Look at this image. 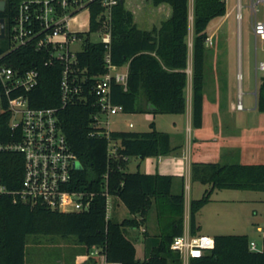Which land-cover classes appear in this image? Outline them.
<instances>
[{
	"label": "trees",
	"instance_id": "16d2710c",
	"mask_svg": "<svg viewBox=\"0 0 264 264\" xmlns=\"http://www.w3.org/2000/svg\"><path fill=\"white\" fill-rule=\"evenodd\" d=\"M20 0H7L0 17L6 21V33ZM166 3L170 14L158 26L140 28L133 11L125 0H117L111 9V62L127 65L126 88L111 83V101L120 104L124 112L135 110L155 113H182L185 110L184 88L187 82L189 34V0H153ZM101 6L90 7V30L98 26L97 14ZM226 12L225 0H193L192 14V124H202L204 58L209 36L207 27L214 18ZM83 47L77 51L78 66L85 77L87 98L73 99L61 106L60 78L62 64H45L49 50L26 44L7 52L2 58L20 71L35 69L38 82L27 92L35 107H57L58 122L70 149L76 154L81 168L73 172L70 188L93 192L87 210L60 212L43 204L13 201L8 193L0 194V264H25V238L30 233L73 234L86 248H98L107 262L120 264H182L178 252L170 248L172 239L183 232L184 194L171 191V174H149L127 170L129 157L159 156L171 151L170 135L159 130L155 123L145 131L110 130L107 135H91L93 114L99 111L91 88L96 79L106 72V47L101 41L79 33ZM10 48L7 37L0 38V54ZM147 107L138 106V98ZM257 108L264 111V75L257 91ZM9 112L6 103L0 107V139L10 137ZM115 142V153L109 145ZM24 158L16 151H0V183L9 190L18 189L23 177ZM192 178L210 184L200 198L192 199L189 207L190 232L195 234L196 213L209 201L216 188L248 189L264 192V163H193ZM104 192V194H103ZM120 200L131 216L117 220L107 216V197ZM160 207V221L167 220L162 233L144 234L145 256H136L134 241L127 235L128 228L144 225L152 204ZM176 223V225H174ZM264 226V223H263ZM214 245L204 255L191 258L189 264H264V249L252 250L247 234H215Z\"/></svg>",
	"mask_w": 264,
	"mask_h": 264
},
{
	"label": "built area",
	"instance_id": "2783aa9c",
	"mask_svg": "<svg viewBox=\"0 0 264 264\" xmlns=\"http://www.w3.org/2000/svg\"><path fill=\"white\" fill-rule=\"evenodd\" d=\"M264 0H251L254 15L257 3ZM4 10L7 0H4ZM95 2L101 6L97 14L98 26L90 30V7ZM117 0H20L12 4L15 13L12 16L8 33L4 18V37L10 41V48L0 54V107L3 101L9 112V128L11 141L0 139V151H16L23 155L24 167L21 185L18 189L9 190L0 183V194L8 193L13 201L30 204H43L60 212H76L87 210L93 199V192L70 188V180L79 161L70 149L66 136L57 118V107H35L30 104L27 92L37 85L38 71L28 69L20 71L8 65L2 58L20 46L33 44L37 49L49 50V58L45 64L59 61L62 64L60 78L61 106L69 101L85 100V77L78 66L76 53L71 48L75 41H82L79 33L89 35L90 32L100 35L105 47L106 72L98 77L91 88L96 97L99 111L93 114L91 135H107L110 130L109 117L124 112L120 104L111 101V83H119L126 88L127 65L118 66L111 62L109 47L111 43V9ZM239 6V4H238ZM2 12V11H1ZM85 12V16L81 13ZM238 20L240 15H237ZM81 17H83L81 19ZM84 22L85 28L71 27L72 21ZM255 37L264 40V21L255 19L253 22ZM82 49V48H81ZM80 49V50H81ZM264 71V61L259 64ZM237 108H242L240 101ZM105 117V118H104ZM130 127L133 126L129 122ZM115 142L109 145V153H115ZM104 194V192H103ZM111 197H107L106 212L110 214ZM264 237V230L262 231ZM214 245L213 237L203 233L192 234L189 229L175 236L170 248L180 255L184 263L191 258L204 255ZM252 250H262L250 241ZM104 264H120L107 262Z\"/></svg>",
	"mask_w": 264,
	"mask_h": 264
},
{
	"label": "rangeland",
	"instance_id": "374dc122",
	"mask_svg": "<svg viewBox=\"0 0 264 264\" xmlns=\"http://www.w3.org/2000/svg\"><path fill=\"white\" fill-rule=\"evenodd\" d=\"M125 5L136 13L135 19L139 22L144 17H150L155 20V23H159V20L167 16L165 13L167 11L165 4L160 3L156 5L153 3V0H125ZM167 6L169 7L168 4ZM256 7L257 11L254 15L251 9V0H226V10H230L231 13L230 19L226 22V27H232L234 32L226 51L221 54L216 53V41L219 37H214L212 40L207 41L208 44L204 58V98L206 114L211 113L213 109H220L221 112L230 109L231 97L236 102L237 98H239L240 91L245 107L241 113L244 112V115H246V108L255 105L254 95L246 94V92L254 89L255 80L258 78V81H260V74L262 73L257 69V66L264 59V41L255 37L253 33V22L255 19L264 21V1L258 2ZM84 14L85 12L81 13L82 16H85ZM238 14L240 15L239 20L237 18ZM216 22V20H213L208 25V32L212 31ZM71 27L83 29L86 25L84 22L76 23L74 20L71 22ZM89 39L97 41L100 39V35L90 32ZM82 47V41H75L71 44V48L74 50H80ZM247 98H249V101H247ZM137 105L145 107V99L142 97L141 99L138 98ZM238 112L240 111L237 110ZM236 115L238 116V114ZM244 115L238 116V119L241 120L242 118L243 121H239L238 128L232 131L238 139L231 146L232 154L230 158L228 161H222L223 163L249 161L253 158L254 160L264 162V154L262 155V151H264L262 133L254 132L252 134L253 138L250 140L248 138L245 140L244 138L249 134L244 127L248 123L250 124V122L257 124L263 130L262 132H264V111H260L257 108L248 117ZM220 117L222 116H207L206 121L213 123V118L219 119ZM183 118L184 115L181 113H155L145 110L119 112L110 116V128L115 130L145 131L150 129V123L154 122L157 125L156 128L167 132L173 129V121L177 119V125H179L177 129L180 132L181 129L179 128L183 124ZM129 122H132L134 126L130 127L128 125ZM184 133L185 135L188 134L185 126ZM197 146L199 145L194 142L193 148L195 149ZM250 151L251 155L253 156V153H255L256 157L248 155L247 152ZM131 161H133V157H131ZM76 166L81 167V163L78 161ZM129 169L135 170L132 166ZM205 188H210L209 184H206ZM231 193H238V195L230 196ZM202 195L200 192L197 196L201 197ZM234 197H250L257 200L261 198V201H254V205L259 210H264L262 201L264 198L263 191L216 188L211 194L209 201L201 207L199 212V217L204 228H214L217 230L216 234H237L245 232L244 230L253 221V218L251 219L248 216V209L252 206H245L238 201L231 200ZM120 205L121 210H119L117 216L114 217L113 215V217L120 219L131 216L126 206L123 203ZM254 220L256 219L254 218ZM138 234L142 240L143 232L139 231ZM137 247V255L141 257V242L137 243ZM81 248L86 249L85 245L78 242L76 236L73 234L63 236L61 234L30 233L25 238V264H63L64 261L72 258V254L75 251L77 252Z\"/></svg>",
	"mask_w": 264,
	"mask_h": 264
},
{
	"label": "crops",
	"instance_id": "0c3cea01",
	"mask_svg": "<svg viewBox=\"0 0 264 264\" xmlns=\"http://www.w3.org/2000/svg\"><path fill=\"white\" fill-rule=\"evenodd\" d=\"M226 2V0H225ZM166 17L170 14V6L168 7L166 3ZM134 13V12H133ZM134 13V20L138 24L140 28L144 29H151L154 25L158 26L159 23H155V20L150 17H144L142 21H138L135 19ZM192 14H193V0H189V34L187 36L188 41V55H187V66H186V73H187V82L184 88V95H185V110L181 114L184 115L183 124L179 129L178 132L177 119L173 121V129L167 131L170 135V146L171 151L165 155L159 156H147L144 158L133 156V161H131V157L128 158L127 163V170L129 171H136L139 170L140 172L149 173V174H171L172 175V184H171V191L173 193H178L180 191L184 194V210H183V231L189 229V207L190 201L192 199L200 198L197 196L198 193H204L205 185L199 181L193 180L192 178V165L193 163H203V162H219L223 163L222 161H228L232 154L231 146L235 142H237L238 137L235 136L232 131L238 128V122L243 121L238 119V116H243L244 112L241 113L245 107L243 105V96L241 95V91L239 92V98H237L236 102H234L233 98L231 97L230 101V109L224 110L221 112L220 109H213L211 113L206 114L205 109V98H204V83H203V107H202V124L200 127H194L192 124ZM231 13L230 10H226L225 14L221 17L214 18L210 21L216 20V24L214 25L213 29L209 33L207 41L212 40L214 37L217 38V46H216V53L221 54L226 51L227 45L229 41L232 39L233 29L226 27L227 20L230 19ZM165 19V18H164ZM232 21V20H231ZM78 23V21H76ZM209 23V24H210ZM142 25V26H140ZM208 30V29H207ZM264 41V40H263ZM206 44H208L206 42ZM263 60L260 61L263 62ZM259 63V64H260ZM259 64L257 69L260 70L262 73L260 77L264 75V71L260 69ZM240 77V75H239ZM260 81L258 78L255 80L254 89L252 91H247L246 94H253L255 97V105L253 107L246 108L244 116L248 117L249 114H252L257 110V91L258 85ZM240 84V82H239ZM240 101L242 104V108H237V102ZM249 101V98H247ZM147 109H153L152 106L148 104L145 105ZM237 110L240 112L237 113ZM238 114V116L236 115ZM207 116H222L219 119L213 118V123H208L206 121ZM110 125L111 120L109 117ZM185 123V125H184ZM134 126V124H133ZM157 125L155 124V127ZM184 126L188 130V134L185 135L184 133ZM249 134L245 136V140L248 138L249 140L252 139V134L254 132L262 133V143L264 146V132L260 129L257 124L248 123L244 127ZM158 129V128H157ZM258 129V130H257ZM160 130V129H159ZM164 131V130H163ZM198 144L195 149L193 148V144ZM248 155H251V151L247 152ZM264 151H262V155ZM252 156V155H251ZM252 157H256L255 153H253ZM263 161V160H262ZM260 161L251 159L249 161H242L239 163H259ZM132 163V164H131ZM264 163V162H262ZM134 167L135 170H130L129 167ZM204 186V187H202ZM209 187L211 185L209 184ZM232 189V188H231ZM216 190V187L212 190ZM234 190H248V189H234ZM235 192V191H233ZM196 194V195H195ZM210 194V196H211ZM233 194V195H232ZM195 195V196H194ZM238 193H231L230 196H237ZM227 199V198H222ZM230 199V198H229ZM233 201H238L239 203L244 204L245 206L251 205L252 207L248 209V216L252 219L249 227L244 230L245 232L237 233V234H247L250 241H254L256 247L259 249H264V237L262 231L264 230V210H259L257 206H255V202L257 199L255 198H231ZM257 201H261V198ZM263 206H264V198L262 199ZM120 204L122 202L117 198H111V209L110 214L114 217L118 215L120 209ZM206 205V203L204 204ZM203 207V206H202ZM201 209V208H200ZM200 209L196 213V228L195 231L197 233H203L210 236H214L217 232L216 229L207 227L204 228V225L199 217ZM160 207L156 203L153 202L147 220L144 225L140 226L139 228H128L127 235L134 241L136 247V256L140 259L144 258L145 256V242H144V234L145 232L156 235L162 233L163 230L167 229V220L160 221L159 217ZM247 212V213H248ZM254 218L256 220H254ZM117 220H122L123 218H116ZM176 225V223L174 224ZM163 229V230H162ZM204 230V231H203ZM139 231L143 232L142 240L140 239V235L138 234ZM142 244V255L139 257L137 255L138 247L137 243ZM182 260V259H181ZM102 261V262H101ZM105 258L103 254H101L98 248H86L85 250L81 248L79 251H75L72 254V258L68 261H64L63 264H104ZM182 264H189L184 263L182 260Z\"/></svg>",
	"mask_w": 264,
	"mask_h": 264
},
{
	"label": "water",
	"instance_id": "95a60500",
	"mask_svg": "<svg viewBox=\"0 0 264 264\" xmlns=\"http://www.w3.org/2000/svg\"><path fill=\"white\" fill-rule=\"evenodd\" d=\"M4 0H0V12L4 10ZM5 32L4 18L0 17V38H3Z\"/></svg>",
	"mask_w": 264,
	"mask_h": 264
}]
</instances>
